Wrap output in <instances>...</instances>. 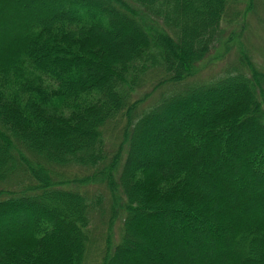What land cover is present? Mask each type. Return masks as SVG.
<instances>
[{
	"label": "trees",
	"instance_id": "obj_1",
	"mask_svg": "<svg viewBox=\"0 0 264 264\" xmlns=\"http://www.w3.org/2000/svg\"><path fill=\"white\" fill-rule=\"evenodd\" d=\"M231 4L0 0V264H89L106 193L112 216L101 219L98 264H264V209L255 214L264 204V71L248 62L185 86L217 41L233 38L223 26ZM15 22L22 34L12 39L3 27ZM154 71L170 90L139 111L135 96ZM107 142L119 145L106 152ZM149 147L165 153L141 161ZM216 173L227 189L210 184Z\"/></svg>",
	"mask_w": 264,
	"mask_h": 264
},
{
	"label": "rangeland",
	"instance_id": "obj_2",
	"mask_svg": "<svg viewBox=\"0 0 264 264\" xmlns=\"http://www.w3.org/2000/svg\"><path fill=\"white\" fill-rule=\"evenodd\" d=\"M13 2L16 3V0H13ZM223 22V26L225 27L226 32L232 33L234 39L230 38L228 41V38L223 35V37L217 41L214 49L210 52V54L197 67L194 76H192V79L189 78L185 82L186 87L216 83L217 81H220L228 75L233 74L234 71L245 68L248 62L254 64L259 70L264 71V0H232L231 7L228 9V14L224 16ZM6 27H8L11 31L12 39L15 35L20 36L22 34L21 24L19 22L12 23L9 26H5L3 28ZM157 74L158 73L154 71L153 73L148 75L146 82H149V85L147 87L140 88V90L137 92V95L135 96L137 99L142 100V102L140 103L142 108H138L139 111H142L144 109H153L154 107H156L159 103L156 102L159 94L170 90V87H162L166 86L164 83H161L160 86L157 87L158 78L160 77ZM181 87L182 86L178 88L181 89ZM260 99L263 102L264 106V88H262ZM153 127V124H151L147 128L150 129ZM165 128L166 124L161 121V132ZM111 130L112 132L109 136L113 138V129ZM140 138L142 137L140 136ZM106 141L108 140L106 139ZM118 145L119 143L114 144V142H107L106 152L114 151L115 149H117ZM176 145L177 143L175 142L171 145V151L174 150V147H176ZM111 147L115 148H112L111 150ZM249 148L251 150L254 149L253 146H250ZM163 152L164 150H162L161 147H156L154 151L152 147H149L148 153L141 157V161H144L148 158L156 159V156H158L159 153ZM125 153L126 150H124L123 152V158L125 156ZM195 158L197 157L195 156ZM233 168H235V165L233 166ZM198 172L202 175V172H204L203 165L198 169ZM25 180L26 177L24 176L20 175L19 180L16 176H13L12 180L10 181V187L13 188L14 185H16L19 181L24 182ZM239 181L245 184L246 179L244 177H241ZM210 184L215 185L217 190L227 189L230 186L226 179L217 173L214 175V178L210 180ZM90 191L92 192L93 188H90ZM241 194H243V192ZM240 198L241 195L237 197L238 203ZM203 199L207 200L206 196H204ZM101 203L104 204L105 210L101 211L97 216H94L91 220L90 225L92 244L94 245V257L92 258L90 255L89 264H98V262L101 261V257L103 256L101 250L103 251L106 238L105 228L103 227V221L101 219L105 218V220L108 221L112 216V211L110 212V205L112 204V202L107 193L102 198ZM255 209V214H257L260 210H263V202H258ZM232 212L233 211L228 207V213L232 214ZM251 217L252 214H249L243 222H246ZM120 219L121 216L116 218L111 228L112 231L114 230L112 244L113 247L115 243L118 242L120 237ZM162 225L166 226L167 224L164 223ZM142 247L143 252L149 257H156L155 250L150 246L146 245ZM216 252H218V250H216ZM132 254L141 255L138 250L134 249ZM172 255L174 256L175 260H178V254ZM206 264H224V260L221 258L217 261L210 260Z\"/></svg>",
	"mask_w": 264,
	"mask_h": 264
}]
</instances>
